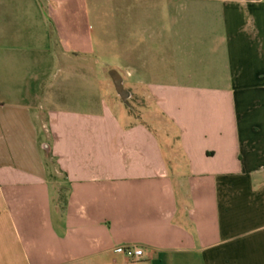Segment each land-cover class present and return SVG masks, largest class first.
Instances as JSON below:
<instances>
[{"label":"crops","instance_id":"obj_1","mask_svg":"<svg viewBox=\"0 0 264 264\" xmlns=\"http://www.w3.org/2000/svg\"><path fill=\"white\" fill-rule=\"evenodd\" d=\"M119 1L135 111L49 108L46 145L37 1L0 0V264H264V0Z\"/></svg>","mask_w":264,"mask_h":264},{"label":"rangeland","instance_id":"obj_2","mask_svg":"<svg viewBox=\"0 0 264 264\" xmlns=\"http://www.w3.org/2000/svg\"><path fill=\"white\" fill-rule=\"evenodd\" d=\"M36 1L32 5H19L30 28L23 43L42 49L24 53L26 95L34 96L26 103L35 108V115L41 114L40 120L46 125V129H41V138L49 145V108L92 112L101 108L103 102L122 111L134 107L135 101L125 103L119 97L109 72L118 70L124 87H132L128 51L137 44L132 35L137 21L132 14L148 7L117 0H65L58 5L51 0ZM66 15L68 29L57 18ZM33 55L39 56L40 64L33 65L30 58ZM37 87L39 93L35 96Z\"/></svg>","mask_w":264,"mask_h":264},{"label":"water","instance_id":"obj_3","mask_svg":"<svg viewBox=\"0 0 264 264\" xmlns=\"http://www.w3.org/2000/svg\"><path fill=\"white\" fill-rule=\"evenodd\" d=\"M109 75L112 79L117 94L122 99V101L126 103L129 98V91L124 88L121 75L115 69L110 70Z\"/></svg>","mask_w":264,"mask_h":264},{"label":"built area","instance_id":"obj_4","mask_svg":"<svg viewBox=\"0 0 264 264\" xmlns=\"http://www.w3.org/2000/svg\"><path fill=\"white\" fill-rule=\"evenodd\" d=\"M117 251H125V249L123 248H118ZM132 253L133 258L135 260L141 259L143 256V250L141 248L138 247H134L133 249H129V253Z\"/></svg>","mask_w":264,"mask_h":264}]
</instances>
